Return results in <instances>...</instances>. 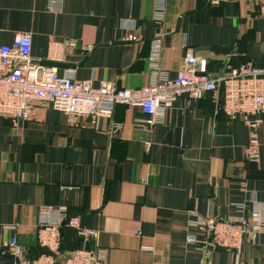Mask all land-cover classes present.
<instances>
[{"label":"crops","instance_id":"1","mask_svg":"<svg viewBox=\"0 0 264 264\" xmlns=\"http://www.w3.org/2000/svg\"><path fill=\"white\" fill-rule=\"evenodd\" d=\"M158 1L0 0V46L31 34L34 65L60 75L74 69L96 88L148 86L163 30L160 64L171 78L189 51L213 76L228 65L263 64L264 17L255 0H167L163 27L155 21ZM222 103L221 91L182 96L149 126L139 108L124 106L95 126L70 123L41 102L28 121L0 116V246L16 235L30 257L44 254L37 227L40 209L50 208L63 224L78 218L99 231L97 241H86L65 226L57 264L97 247L106 251L104 264H264V234L240 256L215 247L208 259L209 244L190 226L197 216H237L253 199L264 205V124L260 159L251 162L250 128L231 121Z\"/></svg>","mask_w":264,"mask_h":264},{"label":"built area","instance_id":"2","mask_svg":"<svg viewBox=\"0 0 264 264\" xmlns=\"http://www.w3.org/2000/svg\"><path fill=\"white\" fill-rule=\"evenodd\" d=\"M255 1L264 17V0ZM158 2L155 21L163 27L167 16V0ZM164 36L165 30L154 41L150 57V84L140 88L118 89L111 83H103L96 88L91 80H78L71 68L60 75L55 67L34 65L31 62L32 35L18 34L12 45L0 46V116L11 119L13 123L28 121L32 105L41 102L65 113L70 123L90 120L95 126L98 118H110L117 106H124L139 108L149 118L147 123L155 125L164 119L166 111L178 98L187 96L201 100L208 94H214L217 98L221 91L222 110L226 116L231 121L242 120L250 128L248 157L251 162H258L261 147L258 131L264 124V47L262 65H228L225 72L216 76L208 73V62L205 59L189 51L177 77L171 78L160 64ZM151 144V141L145 142L147 147ZM238 210L239 215L225 219L197 216L190 222V226L203 234L207 244L240 256L245 244H256L264 234V205L253 199L248 211L244 204ZM54 213L50 208L40 209L37 227L38 244L48 253L35 259L29 258L27 248L14 235L5 245L0 246V256L13 255L15 264H56L64 225L75 229L86 241L98 240L99 231L82 227L78 218H68L63 224L53 218ZM7 229L14 230L16 227L8 226ZM137 234L141 235V231L138 230ZM187 242L194 243L197 239L190 236ZM142 250L147 248L142 247ZM105 259L106 251L97 247L72 253L64 264H104Z\"/></svg>","mask_w":264,"mask_h":264},{"label":"water","instance_id":"3","mask_svg":"<svg viewBox=\"0 0 264 264\" xmlns=\"http://www.w3.org/2000/svg\"><path fill=\"white\" fill-rule=\"evenodd\" d=\"M142 119L144 121H148L149 118L148 117H142ZM147 126H149V123H146ZM215 247L212 244L207 245L206 248V254H207V258L209 259L211 254L214 252ZM16 259L13 255H6V256H0V264H15Z\"/></svg>","mask_w":264,"mask_h":264},{"label":"trees","instance_id":"4","mask_svg":"<svg viewBox=\"0 0 264 264\" xmlns=\"http://www.w3.org/2000/svg\"><path fill=\"white\" fill-rule=\"evenodd\" d=\"M65 226H66V227H68L67 225H64V227H65ZM64 227H63L62 233H63V231H64ZM59 251H60V249H59ZM46 253H48V251H47V250L45 251V253H44V254H46ZM58 253H59V252H58ZM40 256H41V255H40ZM57 256H58V254L56 255V260H57ZM28 257H29V258H31V259H35V258H38L39 256H38V257H35V258H33V257H30V256L28 255ZM65 261H66V260H65ZM56 264H57V263H56Z\"/></svg>","mask_w":264,"mask_h":264}]
</instances>
